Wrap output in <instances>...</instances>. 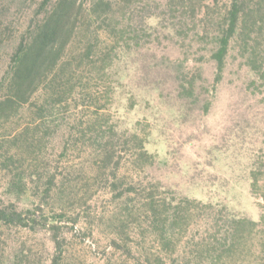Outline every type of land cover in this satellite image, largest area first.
Instances as JSON below:
<instances>
[{
	"label": "rangeland",
	"instance_id": "obj_1",
	"mask_svg": "<svg viewBox=\"0 0 264 264\" xmlns=\"http://www.w3.org/2000/svg\"><path fill=\"white\" fill-rule=\"evenodd\" d=\"M2 1L10 7V12L3 24L0 23V39L4 41L0 44V82L10 52L34 19L41 0ZM135 3L144 5L148 0H136ZM117 8L115 5L113 11L116 12ZM223 13L221 2L216 12L210 14L218 17ZM138 20L135 18L134 21ZM150 22L155 25L154 21ZM199 30L202 31V27ZM261 30L262 34L253 36H258L256 44L264 66V23ZM83 33L79 31L74 37L63 60H72L73 66L63 77H59L62 82L59 88L62 92L68 91L63 104L70 103L62 107L60 115L64 121L59 126L60 130L46 137L42 136V132L33 136L24 131L27 127L33 129L35 123L39 122L36 118L37 107L33 104L40 105L52 94L48 86L47 91L42 87L41 93L13 114L8 122L0 121V197H7L10 179L9 174H5L6 170H2L7 151V156L19 154L23 159L20 169L28 178L39 161L38 169L42 174L50 172L57 177V181L65 182L61 199H52L53 210L66 213L71 219L77 218V222L66 219L61 223L72 228L62 236L68 244L69 264H143L146 258L144 252L160 251L155 235L145 230L148 226L141 228L148 220L145 216L123 219L126 221L124 230L134 239V242H130L131 255L115 250L112 244L120 239L118 231L121 230L118 221L116 223L113 219L112 222V218L125 210V204L115 199L112 186L114 163L105 166L99 158L96 144L91 140L95 135L93 131L110 127L118 133L114 140V151L122 157L121 177L126 175L130 179L139 172L124 143L125 133L128 137V134L136 132L140 137L147 136L151 140L149 151L162 161L147 173L139 174L145 182L152 179L161 181V196L171 197L173 193L204 204L225 207L237 217L259 222L262 210L258 203L261 200L252 194L250 174L259 165L264 184V80L249 76L243 59L246 51L240 39L233 41L226 71L222 79L216 82V69L208 60L211 38L206 40L198 36L191 41L190 37L182 46L165 29L159 30L160 42L155 35L149 39V43L145 38L142 45L146 48L140 55L119 54L114 63L104 69L107 64L104 63V55L113 45L112 36L109 38L101 32L95 54L88 60L80 57L89 43L88 35ZM190 33L191 36L193 32ZM200 34L203 35L202 32ZM201 56H204V77L211 91L207 96L212 100V105L209 113L200 107L186 120L181 105L174 98L170 100L169 95L165 98L160 96L161 92L150 83H164L165 79L160 75L164 76L165 73L150 70L152 72L147 77L142 69L145 63L151 65L154 61L167 72L172 62H180L186 57H191V61L198 60ZM136 59L139 62H135ZM254 79L256 84L253 83ZM2 93L0 91V96ZM38 137L42 141L35 140ZM15 139H18L17 143H13ZM29 187H32L33 197L24 199L20 205L34 207L40 200L36 198L37 192L32 183ZM204 226L205 222L194 216L185 239H200ZM248 238L251 239L246 238L238 255L225 260L223 264H264V230ZM143 239H146L145 243ZM180 239L179 249L185 243L181 236ZM23 243H41L44 247L41 263H48L52 246L46 232L34 236L22 229L7 230L0 226L1 252L10 254L12 248ZM137 243L141 245L137 246ZM180 255H185V251L182 250Z\"/></svg>",
	"mask_w": 264,
	"mask_h": 264
},
{
	"label": "trees",
	"instance_id": "obj_2",
	"mask_svg": "<svg viewBox=\"0 0 264 264\" xmlns=\"http://www.w3.org/2000/svg\"><path fill=\"white\" fill-rule=\"evenodd\" d=\"M227 1L148 0L147 4L136 5V0H41L34 19L21 33L9 54L7 68L0 82V91L3 92L0 96V121L8 122L13 114L41 93L42 87L47 91L48 86L52 94H49L40 105L33 104L37 107L36 118L39 122L35 123L33 129L27 127L24 131L30 132L33 136L42 132V136L46 137L53 131L60 130L59 126L64 121V117L60 115L62 107L70 103L63 104L67 100L65 95L68 91L62 92L59 88L62 85L59 77H63L73 66L72 60H63L79 31L84 32L83 34L89 38V43L80 56L88 60L95 54L94 50L101 32L106 33L109 38L112 36L113 45L104 55V63H107L104 69L109 68L119 54L134 57L140 55L146 48L142 45L145 38L149 43L151 42L149 39L155 35L160 42L159 30L165 29L182 46L190 37L191 41L198 36L206 40L211 38L212 47L208 53V60L216 69V82L222 79L227 68L231 45L239 38L246 51L243 59L249 76L253 78L258 76L264 80V66L260 61L261 56L256 44L258 36H253L256 33L262 34L264 0L254 3L251 0ZM221 2L224 13L218 17L211 16L210 13L216 12ZM115 5L118 6L116 12L113 11ZM9 12L10 7L5 1L0 0L1 24ZM135 18L140 20L134 21ZM150 21H154L155 25ZM200 27L202 31H197ZM190 32H193L191 36ZM2 43L4 41L0 39V44ZM191 59L186 57L180 62H172L165 72L159 64L154 61L151 63L147 58L153 65L148 69L151 65L145 63L142 69L147 77L152 72L150 70L154 73H165L164 76L160 75L164 77V83L155 81L150 83L154 89L161 92L160 96L165 98L169 95L170 100L174 98L181 105L186 120L200 107L205 113H209L212 105V100L207 96L211 91L204 77V56L197 58L198 60ZM135 62L139 60L136 59ZM61 73L63 74L60 75ZM256 82L254 79L253 83ZM93 132L95 135L91 140L97 146L96 150L102 163L107 167L114 163L112 186L116 194L115 199L125 204V210H121L120 214L112 218V222L113 219L116 223L118 221V228H121L118 229L120 239L112 242L115 250L132 254L130 242H134V239L123 226L126 222L123 219L128 220L132 216H145L148 219L141 228L148 226L145 230L147 232L150 230V234L155 235L159 244L158 253L148 251L143 253L146 257L143 264H223L225 260L238 255L246 238L251 239L248 236L263 232L264 184L259 165H256L250 174L252 194L261 200L258 203L262 210L260 221L255 222L237 217L229 213L225 207L204 204L173 193L171 197L161 196L159 190L163 186L162 182L155 179L145 182L139 174L147 173L159 166L162 161L149 151L151 140L147 136L140 137L136 132L128 134V137L125 133L123 140L127 151L131 153L130 159L138 166L139 172L130 179L126 178V175L121 177L122 157L114 151V140L118 133L112 131L110 127L108 129L100 127L98 131ZM35 140L42 141V138L38 137ZM17 141L18 139H15L13 143ZM7 155L8 151L3 157L2 170H6L5 174L6 176L9 174L10 179L6 190L7 197H0V226L7 230L22 229L34 236L46 232L52 246L47 264H69L68 244L62 236L72 228L61 223L66 219L77 222V218L71 219L66 213H59L52 207V199L58 197L61 199L60 196L64 195L62 190L65 188V182L57 181V177L50 172L42 174L38 169L39 161L35 171L30 172L29 179L20 169L23 159L19 154ZM30 183L37 192L36 198H39L40 202L34 207L22 206L21 201L33 197ZM49 207L51 209H47ZM194 216L205 222L204 232L200 239L188 240L185 238ZM180 236L185 241L181 249ZM143 242L145 243L146 239H143ZM140 245L137 243V246ZM43 248L41 243L31 245L23 243L12 248L10 254L3 253L0 249L2 254L0 264H42L40 259ZM182 250L185 251V255L181 256Z\"/></svg>",
	"mask_w": 264,
	"mask_h": 264
}]
</instances>
